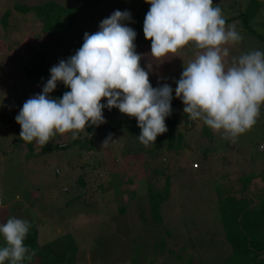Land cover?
I'll return each instance as SVG.
<instances>
[{
  "label": "rangeland",
  "instance_id": "1",
  "mask_svg": "<svg viewBox=\"0 0 264 264\" xmlns=\"http://www.w3.org/2000/svg\"><path fill=\"white\" fill-rule=\"evenodd\" d=\"M17 1L30 5L45 0H0V101H2L0 114L3 112L8 119L18 115L27 99L42 92L44 84L29 80L25 76L24 68L32 57L31 49H35L49 36L48 32L43 30L41 21L35 18L32 12L24 14L25 22H22L21 27L13 25L9 19L1 21L2 12L4 14L6 9L12 8L13 3ZM56 1L68 5H77L80 2V0ZM115 1L117 0L111 2L102 0L100 5L93 6L88 12L85 8H80V14L72 30L58 43L51 55L49 68L74 55L83 44L84 33L92 34L99 30L100 22L115 11L113 8ZM124 1H127L129 7H134L144 0ZM247 2L248 0H215L213 6L221 4L222 14L227 18L245 9ZM122 9L124 8L122 7L121 11ZM131 10L130 13H133L134 9ZM239 22L240 19L226 23L228 27L234 26L242 36L240 43L225 46L229 50L228 62H231L233 57H239L249 51L264 52V40H258L255 36L246 33ZM249 24L254 31L264 34L263 8ZM146 47L149 51L144 54L143 49ZM197 51L194 43L190 42L177 53L156 59L159 68L157 71L163 67L165 76L170 78L169 85L173 89V94H175L176 82L183 72V66H187L195 58ZM136 52L139 54L142 52L145 57L140 60L141 66L147 60L148 65L150 64L149 46L136 45ZM151 76H156L157 79L160 77L155 72V68L149 72V77ZM157 79L153 80L157 82ZM59 86L67 88L62 82H58L54 91L49 93L51 98H54V92L60 89ZM176 99L181 102L179 98ZM114 110L111 116L116 122H125L129 118L124 114L121 117L117 108ZM103 113L107 116L104 111ZM260 120L262 121L261 118ZM261 121L256 122L250 130L239 135L235 140L224 138L222 132L213 131L214 142L208 141L207 136L202 134L204 130L198 122L195 130L192 131L195 134L188 136L185 133V137L187 142H190L189 145L196 148L195 153H189L190 156L198 158L204 149L208 151L209 157L205 161V169L208 173L200 174L198 178L191 177L187 169L189 164L183 162L181 158L177 159L176 166L181 165L184 168L181 173L174 174L172 158H169L170 168L165 169L167 180L163 174L154 170L159 164L157 159L143 157L145 155L141 153L142 148H138L139 139L134 122H131L127 129L125 127L119 130L109 127L104 129L103 136H98L100 146L93 158L89 159L83 149L76 146L55 151L53 157L34 156L27 163L22 160V166L18 163L22 151L17 147L18 143H15V139L19 137L20 126L1 123L0 224L6 223L11 217L35 223L39 241L49 242L59 239L58 241L62 243L60 249H66L68 253L74 254L70 259L71 264H190L189 258L193 259L192 264H222L229 248L224 244L218 222L221 211L216 198L219 194L229 193L231 187L237 190L245 188L246 192L255 190L256 184L253 180L246 182L238 180L240 175L244 172L248 173L253 167L257 173H260V178H257L258 186H264V135ZM67 134L72 135L71 132ZM105 140H108V143L104 145ZM50 141L55 142L56 137ZM131 147L138 148L135 149V154L134 151L129 153ZM183 154V156L187 155L186 152ZM248 154L254 159V164L249 163L245 165L244 170H241L244 168V164L241 163L249 161L247 158L241 159ZM105 157L109 158L107 167L110 165L111 168L120 171L110 179L109 187L104 194L106 201L101 199L100 191L95 190L96 182L93 180L97 172H103L105 177L110 176L104 167L98 166L106 160ZM113 159H121L122 162L114 163ZM106 162L108 163L107 160ZM68 163L71 166L67 165ZM94 163L97 166H94ZM56 165L60 170L59 176L53 175ZM82 178L85 179L86 185L80 186L78 184ZM215 179L217 181H214ZM38 180L41 183L55 182L49 190L53 195L59 192L61 185L65 186L66 190L71 188V191L65 195L66 201L71 200L70 213L62 222H58L57 216H48L50 212L47 214L46 210H43L45 217L40 218L36 205L22 198L23 192L37 190L32 188L31 183ZM166 181L171 182V185L165 194ZM158 190L164 195V202L159 206L162 219L159 225L150 220L153 219L150 213L144 215L137 208L146 202L147 199H143L150 192L160 195ZM82 192H84L82 197H73ZM44 197L45 194L42 198ZM46 199L50 204L55 202L51 196ZM126 199H132L137 207L130 208L119 218H114L113 207L117 209V205H124ZM251 199L255 204L262 200L255 194ZM115 200L117 205H114ZM21 203H25V206ZM56 215L64 216V210H60ZM167 229L171 235L164 232ZM191 233L194 236H188ZM160 236L165 239L163 247L158 244L159 239L161 240ZM176 241L186 244H175ZM1 242H4L2 236H0V246ZM195 246L200 248L196 250Z\"/></svg>",
  "mask_w": 264,
  "mask_h": 264
},
{
  "label": "clouds",
  "instance_id": "2",
  "mask_svg": "<svg viewBox=\"0 0 264 264\" xmlns=\"http://www.w3.org/2000/svg\"><path fill=\"white\" fill-rule=\"evenodd\" d=\"M145 2L150 8L143 35L151 41L152 58L175 54L190 42L198 50L176 82L175 96L184 105L183 113L222 132L224 138L235 140L250 130L264 105V52L249 51L228 62L225 46L240 43L242 36L234 26H226L213 0ZM129 20L130 12L115 10L100 22L98 31L84 33L83 44L74 55L50 68L42 92L27 99L15 117L21 140L43 147L57 133L75 136L89 125L105 123V108L134 117L140 128L138 139L145 146L167 132L165 119L172 112L173 89L166 83L152 87L149 72L140 65L142 54L136 52L137 33L123 23ZM58 82L69 91L54 99L49 93ZM30 227L28 221L15 217L0 224L4 240L0 264L32 259L35 250L24 244Z\"/></svg>",
  "mask_w": 264,
  "mask_h": 264
},
{
  "label": "trees",
  "instance_id": "3",
  "mask_svg": "<svg viewBox=\"0 0 264 264\" xmlns=\"http://www.w3.org/2000/svg\"><path fill=\"white\" fill-rule=\"evenodd\" d=\"M114 1V0H108ZM215 0H213L214 2ZM102 0H80L79 4L77 5H68L62 4L57 2L56 0H45L43 2L37 4H24L21 2H14L12 8L6 9V11L2 12V19L1 21H6L7 19L11 20L12 24L18 27H21L22 22H25L24 14L31 13L35 18H38L42 23V28L44 31L48 32L49 36L47 39L39 43L36 48L31 49L32 57L30 62L24 68L25 76L29 80L39 81L42 84H45L47 80L50 78V57L54 53L55 48L57 47L58 43L61 42L72 30L79 14L80 8H85L88 12L92 9L93 6L100 5ZM221 10V4L217 5ZM216 6V7H217ZM130 12L131 8H133V13L131 14V20L124 21L128 27L135 30L137 33L135 44L142 46H149L151 44L150 40H145L143 35V21L147 11L150 8V4L146 3L145 0L137 6L129 7L127 1L124 0H117L114 2L113 8L115 10ZM264 9V0H248L245 9L240 11L236 15L228 16L225 18L226 23L232 20L240 19L239 25L242 29L256 38L258 40H264V34L257 33L250 27V20L255 16H258L259 10ZM131 10V11H132ZM106 11H109V7L106 8ZM17 13V14H15ZM13 14V15H12ZM148 47L143 49V53L149 51ZM142 54V52H141ZM148 54V53H147ZM143 58H145L142 55ZM145 61L143 67L146 71L152 72L155 68V72L157 75L159 74L160 77L157 79L156 76L149 77L150 83L152 87H160L163 84L170 83V78L165 76V72L163 67L161 70L157 71L159 68L157 67L156 59L151 57V60ZM163 73V76H162ZM156 78L157 82L153 79ZM153 80V81H152ZM58 84V83H57ZM170 86V85H169ZM59 90L54 92V98L59 99L62 97L63 93L69 91L68 88H64L59 86ZM173 99L171 101V108L172 112L171 115L166 117L165 123L167 126V132L164 134L158 135L154 144H150L149 146H145L138 140V148H142L141 153H143L146 159L155 158L158 161V165L155 166L154 170L156 173L163 174L165 176V180H167L165 169L167 167L170 168L169 165V158H172V166L174 167L173 172L174 174L181 173L183 166H176L177 159H181L186 161L189 165L187 166L188 172L190 173L191 177L198 178L200 174L208 173L206 170L205 161L208 160L209 154L206 149L201 152V155L198 158H194L189 155V153H195L196 148L190 146V142H187V138L185 137V133L188 136H191L193 133L192 131L195 130L196 124L199 122L201 124V128L204 130L202 134L207 136V140L212 142L214 137L212 136L213 131L199 119L192 120L189 118L188 114L183 113L184 105L182 102H179L174 96L175 94L172 93ZM102 103L106 104V100H102ZM107 116L104 115L105 123L99 126H92L89 125L85 128V131L79 132L77 135L73 136L70 134H59L55 135L56 141L49 142L45 146L41 147L35 141L31 143H26L21 140L19 137L15 139V143H18V148L22 151V157L18 160V163L22 166L23 162H28L30 158L36 156L38 158L40 155H48L49 157H53V153L58 150H67L73 147H80L83 149V152L86 153V156L93 158V156L99 150V139L98 136L104 134V129L109 127V129L119 130L124 128H128L131 122L136 124L135 128L137 129V135H140V128L137 126V121L134 117H129L125 122H116L113 115L115 112L114 108L108 109L105 108L103 110ZM119 115L122 117V113L118 111ZM262 119V121L260 120ZM261 121L263 123V135H264V106H261L259 117L257 121ZM1 123H11L10 125H16L15 118H5L4 113L1 112L0 114V124ZM184 135V136H183ZM77 136V137H76ZM101 139V137H100ZM214 142V141H213ZM20 143V145H19ZM24 147V148H23ZM136 147H131L129 153L133 152L136 153ZM15 149V148H14ZM168 152L169 154H166ZM184 152L187 153L186 156H183ZM21 155V154H20ZM262 157V156H261ZM247 161L242 162L244 164V170L246 167L245 165L249 163L254 164V159L248 154L246 157L242 158L246 159ZM106 160L102 161V164H98V166L104 167L110 174L109 177H105L103 172H97L94 174L93 180H95V190L100 191L102 194L101 199L105 200L104 194L106 193V188L109 187L110 179L117 175L120 171L115 168L109 167V158L105 157ZM240 160V161H241ZM114 163H121L122 160L113 159ZM199 161V162H197ZM191 163L197 164V166H191ZM55 165V164H54ZM67 165H70L68 163ZM97 166L96 163L93 164ZM71 166V165H70ZM76 167V166H75ZM71 167V168H75ZM87 167V166H86ZM70 168V169H71ZM250 168V167H248ZM255 167L251 168L248 173L244 172L242 175L238 177V180L242 181H249L253 180L256 184L255 190L245 191V188L242 190H237L231 187V190L227 194H219L216 198L218 201V207L220 208L221 215L218 216V222L221 227L222 235L224 237V244L227 245L229 248V252L224 259L222 264H264V186H258L257 178H260V173H257L254 169ZM60 170L56 169L53 171L54 176H59ZM247 178V180H245ZM214 181H217L215 179ZM85 179L82 178L78 185H86ZM93 183V182H92ZM32 184L31 191H25L21 194L22 198L29 201L31 204H35L37 207L38 216L41 218L44 216V211H47L48 216H57L58 222H62L66 219V216L69 212V206L71 205V200L66 201L65 195L71 191V188L66 190V187L61 185L59 192L57 194H52L49 190L52 189L55 182L48 181L46 183H41L40 180L35 181ZM94 184V183H93ZM171 182L166 181L165 186L166 191L165 194L170 189ZM44 186V187H43ZM253 188V189H254ZM154 191V190H153ZM160 195H157L154 192H150L148 196H145L143 200L147 199L144 204H140L138 207L136 206L135 202L132 199H126V203L124 205H117L114 201V205H117V209L113 207L112 213L114 218H119L120 215L124 214L130 208L137 207L138 210L146 215L150 213L153 216L152 221H155L158 225L162 221L160 216V208L159 207L164 202V195L162 194L161 190H158ZM35 193V195H34ZM19 194V195H20ZM45 194V197L42 196ZM64 194V196H63ZM255 194L259 199L258 204H255L251 196ZM84 195V192L77 193L74 195V198H79ZM51 196L52 199H55V202L49 203L48 198ZM166 196V195H165ZM64 197V199H63ZM117 199V198H116ZM106 201V200H105ZM55 203V204H54ZM25 206V203H21ZM142 209V210H141ZM40 210V211H38ZM60 210H64V216L56 215ZM18 217V216H17ZM45 217V216H44ZM29 232L27 234L26 239L24 240L25 246L29 248V250H35V255L32 257L31 260L25 258L22 264H71L70 259L74 254L68 253L66 249H60L62 243H60L59 239H54L53 241L49 242H40L38 239V228L36 227L35 223H31ZM164 232H167L168 235H171V232L167 229ZM166 234V235H167ZM188 236H194L193 233L188 234ZM161 237L159 239V245L163 247L165 245V239ZM169 237V236H167ZM2 243V242H1ZM175 244H186L179 241L174 242ZM4 245V242L1 246ZM200 245V244H199ZM196 250L200 247L195 246ZM194 261L192 258H189L188 263L192 264ZM4 264H9V261H5Z\"/></svg>",
  "mask_w": 264,
  "mask_h": 264
},
{
  "label": "built area",
  "instance_id": "4",
  "mask_svg": "<svg viewBox=\"0 0 264 264\" xmlns=\"http://www.w3.org/2000/svg\"><path fill=\"white\" fill-rule=\"evenodd\" d=\"M193 166H197V164H194Z\"/></svg>",
  "mask_w": 264,
  "mask_h": 264
}]
</instances>
